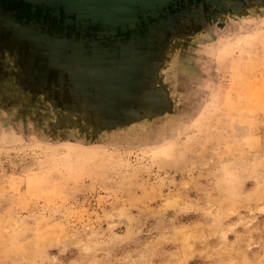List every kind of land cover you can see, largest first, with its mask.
<instances>
[{"label": "rangeland", "instance_id": "obj_1", "mask_svg": "<svg viewBox=\"0 0 264 264\" xmlns=\"http://www.w3.org/2000/svg\"><path fill=\"white\" fill-rule=\"evenodd\" d=\"M0 264H264V0H0Z\"/></svg>", "mask_w": 264, "mask_h": 264}, {"label": "water", "instance_id": "obj_2", "mask_svg": "<svg viewBox=\"0 0 264 264\" xmlns=\"http://www.w3.org/2000/svg\"><path fill=\"white\" fill-rule=\"evenodd\" d=\"M34 2L48 3L57 11L64 9L67 13L73 11L78 14L90 16L92 19H107L113 17V21L125 16L127 13L142 8L145 4L158 2L160 5H168L174 0H32Z\"/></svg>", "mask_w": 264, "mask_h": 264}]
</instances>
